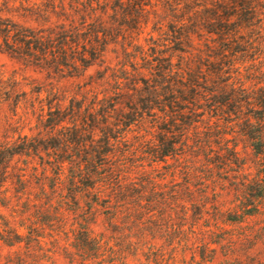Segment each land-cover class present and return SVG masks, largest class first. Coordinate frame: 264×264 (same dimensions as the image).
Segmentation results:
<instances>
[{
    "label": "trees",
    "instance_id": "trees-1",
    "mask_svg": "<svg viewBox=\"0 0 264 264\" xmlns=\"http://www.w3.org/2000/svg\"><path fill=\"white\" fill-rule=\"evenodd\" d=\"M44 1L40 13L50 19L59 10L64 19L36 29L0 17V52L64 79L80 75L111 44L123 48L113 85L92 110L105 108L101 128H89V147L75 161L54 168L69 196H91L92 221L76 246L83 262H109L136 247L137 198L152 196L156 165L175 163L169 196H204L213 169L237 158L228 146L217 153L226 136L264 155V0ZM111 73L103 80L111 82ZM63 128L49 133L63 137ZM21 147L0 145V196ZM98 218L100 233L93 229Z\"/></svg>",
    "mask_w": 264,
    "mask_h": 264
},
{
    "label": "rangeland",
    "instance_id": "rangeland-1",
    "mask_svg": "<svg viewBox=\"0 0 264 264\" xmlns=\"http://www.w3.org/2000/svg\"><path fill=\"white\" fill-rule=\"evenodd\" d=\"M46 6L44 0H0V17L36 29L64 19L59 10L47 19L40 13ZM35 13L43 15L36 19ZM122 52L111 44L80 75L64 79L0 52V145L23 148L7 164L0 196V264H88L76 246L92 221L91 196H69L54 168L62 159L75 161L76 152L89 147V128H101L105 108L92 110L113 85L111 71L118 70ZM110 73L111 82L103 80ZM57 124L63 137L49 133ZM225 146L237 158L213 169L212 184L199 192L204 196H169L175 163L156 165L152 196L137 198L135 249L95 264H264V155L234 135L215 147L217 153L227 154ZM65 148L69 153L61 152ZM93 229L104 231L100 218Z\"/></svg>",
    "mask_w": 264,
    "mask_h": 264
}]
</instances>
